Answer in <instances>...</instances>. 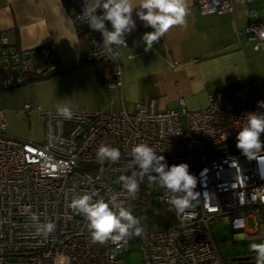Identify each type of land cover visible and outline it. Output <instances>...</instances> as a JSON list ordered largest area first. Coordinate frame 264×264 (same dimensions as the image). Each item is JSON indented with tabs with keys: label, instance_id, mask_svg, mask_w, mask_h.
<instances>
[{
	"label": "built area",
	"instance_id": "built-area-1",
	"mask_svg": "<svg viewBox=\"0 0 264 264\" xmlns=\"http://www.w3.org/2000/svg\"><path fill=\"white\" fill-rule=\"evenodd\" d=\"M235 0H196L201 13H223ZM245 1V0H241ZM75 22L85 28L84 61H105L113 72L109 87H120L117 55L100 48L102 35L80 17L85 0H69ZM107 26L111 28L110 23ZM249 38L264 39V21L253 19L244 28ZM54 45L19 49L8 45L0 33V62L4 89L23 84L32 76H44L54 61L39 62ZM264 83L250 79L229 91L207 95V103L188 109H159L156 99L137 103L133 111L74 109L64 120L56 109L27 102L25 112L35 110L43 119L41 141L10 135L6 119L0 120V264H123L122 253L138 243L141 264H227L219 255L210 229L213 218L228 220L234 231L246 234L249 213L264 208V163L249 160L236 147V136L249 112H264ZM264 142V136H261ZM119 148L117 163L97 162L102 144ZM146 143L163 155L169 166L187 163L197 178L200 201L191 216L175 214V223L147 227L141 237L92 243L88 222L69 207L76 194L94 192L107 200L122 193L121 175L128 168L134 144ZM264 157V152L260 154ZM160 201L166 202L165 190ZM124 199V196H121ZM134 216L143 217L135 199H127ZM40 223L53 222L55 231L39 234L31 216ZM256 224V221H255Z\"/></svg>",
	"mask_w": 264,
	"mask_h": 264
},
{
	"label": "crops",
	"instance_id": "crops-1",
	"mask_svg": "<svg viewBox=\"0 0 264 264\" xmlns=\"http://www.w3.org/2000/svg\"><path fill=\"white\" fill-rule=\"evenodd\" d=\"M67 2L0 0V32L9 46L54 45L45 55L54 61V70L29 83L2 88L0 62V120L6 119L12 136L42 140V116L25 112L27 102L116 112L133 111L137 103L155 98L159 109L178 108L181 101L198 109L215 91L232 90L250 79L264 83V39L249 38L244 31L253 19L264 21V0H235L231 11L220 14L201 13L196 0H189L188 27L172 28L149 51L142 36L153 29L144 27L134 12L136 29L117 55L120 87L108 86L113 72L107 62L82 59L83 44Z\"/></svg>",
	"mask_w": 264,
	"mask_h": 264
},
{
	"label": "clouds",
	"instance_id": "clouds-1",
	"mask_svg": "<svg viewBox=\"0 0 264 264\" xmlns=\"http://www.w3.org/2000/svg\"><path fill=\"white\" fill-rule=\"evenodd\" d=\"M134 12L144 27L153 29L142 36L145 51H149L172 28L188 27L189 0H85L80 17L92 30L101 33L102 50L119 55V49L127 47L126 37L136 29ZM107 23H110L111 28ZM257 105L264 108V101H258ZM56 113L64 120H71L75 115L74 106L60 103L56 106ZM245 119L246 123L236 136V147L249 160L256 159L264 163V157L260 155L264 152V142L261 141V134H264V113L249 112ZM130 156L128 168L138 171L119 177L122 193H113L105 200L103 197L94 198V192H84L76 194L70 201L69 207L87 220L91 242L94 244L123 241L143 235V218L134 216L132 208L126 206L125 201L137 197L145 177L150 183L165 190L169 211L177 216H191V210L200 201V193L195 190L197 178L190 173L187 163L169 166L165 157L146 143L134 144ZM120 158V149L105 143L96 152L97 162L101 164L117 163ZM122 195L124 199H121ZM31 220L38 225L36 231L41 235L48 236L55 231L56 225L51 221L40 223L39 216L35 214H32ZM249 249L255 254V264H264V242H252Z\"/></svg>",
	"mask_w": 264,
	"mask_h": 264
},
{
	"label": "rangeland",
	"instance_id": "rangeland-1",
	"mask_svg": "<svg viewBox=\"0 0 264 264\" xmlns=\"http://www.w3.org/2000/svg\"><path fill=\"white\" fill-rule=\"evenodd\" d=\"M151 190L158 192L156 201L160 203L159 192L162 188L151 183ZM137 210L139 211V208ZM246 223L249 231L244 234L241 231H234L228 220L213 218L210 221V229L216 242L217 251L227 264H237V261L234 260L235 257L254 254L249 249L250 243L264 242V208L258 213H249ZM122 257L123 264H141L138 243H130L128 250L122 253Z\"/></svg>",
	"mask_w": 264,
	"mask_h": 264
},
{
	"label": "trees",
	"instance_id": "trees-1",
	"mask_svg": "<svg viewBox=\"0 0 264 264\" xmlns=\"http://www.w3.org/2000/svg\"><path fill=\"white\" fill-rule=\"evenodd\" d=\"M66 4L69 6L71 5L69 2H67ZM75 26L78 31L79 37L81 39V42L83 44L82 49H85V47L87 46L85 28L77 22H75ZM41 58H43L45 62L48 61L49 59L45 55L41 56ZM38 78H40V76H32L24 83H29ZM261 136H264V134H261ZM157 194L158 192L151 190V183L148 181L147 177H145L143 182L140 184L139 192L137 194V197L135 198V208L136 209L139 208V212L143 213L142 223L144 226L147 227L164 226V225L173 224L176 221L175 213L169 211L170 206L168 205V203H164V202L158 203L156 201Z\"/></svg>",
	"mask_w": 264,
	"mask_h": 264
},
{
	"label": "water",
	"instance_id": "water-1",
	"mask_svg": "<svg viewBox=\"0 0 264 264\" xmlns=\"http://www.w3.org/2000/svg\"><path fill=\"white\" fill-rule=\"evenodd\" d=\"M254 255L255 254L235 257L234 260L237 261V264H242L244 260L246 261V264H255Z\"/></svg>",
	"mask_w": 264,
	"mask_h": 264
},
{
	"label": "flooded vegetation",
	"instance_id": "flooded-vegetation-1",
	"mask_svg": "<svg viewBox=\"0 0 264 264\" xmlns=\"http://www.w3.org/2000/svg\"><path fill=\"white\" fill-rule=\"evenodd\" d=\"M246 263V261L244 260L242 264Z\"/></svg>",
	"mask_w": 264,
	"mask_h": 264
}]
</instances>
